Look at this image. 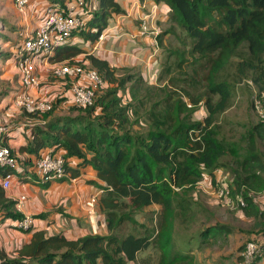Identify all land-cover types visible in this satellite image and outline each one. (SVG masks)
Wrapping results in <instances>:
<instances>
[{"label":"trees","instance_id":"trees-1","mask_svg":"<svg viewBox=\"0 0 264 264\" xmlns=\"http://www.w3.org/2000/svg\"><path fill=\"white\" fill-rule=\"evenodd\" d=\"M67 1L47 2L64 5ZM156 1L169 8L170 25L158 35L159 42L162 44L161 37L168 32H178L183 37L177 35L182 49L175 47L162 59L157 83H149L139 71L133 72L134 68L113 67L107 60L87 55L88 65L95 68L103 80L93 104L69 105L64 96L68 85H64L57 98L66 99L65 104L71 111L82 115L53 116L45 118L43 124L24 127L29 142L23 149L34 158L18 156L23 171L14 170L20 177L28 173L35 176L29 167L45 151L62 154L67 162V173L72 177L78 176L85 166H91L104 183L100 195L97 194L96 211L100 206L107 234L96 232L67 239L62 234L48 235L44 230H37L14 253L9 254L0 247V264L182 263L185 258L178 255L168 259L172 227L176 222H184L174 221V217L190 211L189 201L182 193L196 186L203 172L214 177V172L224 167L231 169H226L231 174V193L240 194L246 201L241 207L243 215L254 218L253 227L260 231L253 238L264 236V209H259L250 194L264 190L261 155L264 151L261 153L256 148L257 141L264 143V121L260 120L244 136L248 145L243 151L236 142L220 139L213 126L216 116L229 107L233 95L230 81L215 78L227 68L233 71L232 82L249 80L257 89L256 97L264 102V0ZM95 3L86 28L74 32L66 47L63 46L66 57L82 52L79 47L69 46L73 37L94 42L107 27L108 19L124 12L117 0H95ZM171 54L178 58L175 66L179 71L186 55L192 59L191 70L182 71L185 82L201 90L197 97L185 91L192 107L180 97L173 99L174 93H169L165 85L159 83L173 71ZM11 60L16 67L13 52ZM194 65H198L203 78ZM201 80L204 81L202 86ZM152 97L161 99L148 106L146 103ZM201 100L207 115L202 121H191L184 111L192 113ZM196 113L199 114V110ZM140 119L147 125L146 131L135 129ZM7 171L0 168L2 174ZM154 205L161 207L158 229L149 232L142 224L136 230L135 214ZM13 206L14 201L5 198L0 186V215L21 218ZM125 223H131L133 229L123 232ZM230 232L228 225L208 224L199 229L198 234L205 240ZM243 246H238L239 252Z\"/></svg>","mask_w":264,"mask_h":264},{"label":"rangeland","instance_id":"rangeland-1","mask_svg":"<svg viewBox=\"0 0 264 264\" xmlns=\"http://www.w3.org/2000/svg\"><path fill=\"white\" fill-rule=\"evenodd\" d=\"M47 1L49 2V0ZM12 4L14 3L12 2ZM1 5H8L7 9L9 10H5V13H0V123H4L7 121L5 120V116L8 107L6 106L4 108L2 100L7 98L10 91L18 89L20 86V84H18L17 74L13 72L15 68L13 69L10 65L6 66V63L7 60L9 63L12 58V51H14L18 43L21 42L24 27L21 25L23 24V14L16 11V8H13L14 5H11L10 0H0V8H2ZM20 19L21 24H17ZM164 27L167 29L168 25ZM168 33L169 34L165 38V43L163 44V60L166 54H170V52L174 51L175 47H180L182 49V44H180L178 39L181 35L178 32ZM177 35L179 36L177 37ZM181 38L183 37L181 36ZM64 47H66V45ZM64 47L62 46L57 49L55 54L56 59L65 60L71 57L74 59V56H65ZM177 59L176 56L171 54L170 62L172 65L170 66L173 71L159 83L161 86L165 85L169 93H174L173 99L180 97L185 104H192L191 99L185 94V91L190 92L191 95L189 96L192 97H197L201 93L200 89L191 88L187 84L188 81L186 80L185 82L184 80L185 74H183V72L191 70L190 64L192 63V59L189 58L188 55L185 56V62H183L182 65L183 72L179 71L175 66ZM10 62H12V60ZM194 66L199 69L200 72L198 74L203 78L204 75L198 65ZM133 72H136L135 69ZM6 73H10L11 78L8 77V79L10 78L9 81L6 78ZM232 73V69L229 70L227 68L215 76L216 80L230 81V83H232L231 88L233 95L229 107L216 116L213 126L216 127L220 139L236 142L240 146V150L243 151L248 145V141L244 136L261 120L256 110V105L263 104L264 102L256 97L257 89L249 80L232 82ZM50 79L53 80L52 78ZM202 81L203 80L199 82L201 86L204 84V81ZM59 82L60 81L55 80L49 83H43L39 94L43 92L45 93V97L49 96V98H51L52 95L58 96L59 92L54 88L49 89V86L53 87V85L59 84L61 87H66ZM5 88H7L6 91ZM157 99L159 101L161 98L157 97ZM57 100L52 110L47 113L46 116L42 115L40 117L48 119L53 116L82 115L77 112H72L70 106L65 104L66 99L63 97L57 98ZM156 100L155 97H152V100L148 101L146 104L150 106V103H152V101L156 102ZM196 104L197 106L192 113L188 111H184V113L190 115L191 121H202L207 115V110H205L203 116L197 114L196 111L199 110L200 106L204 105V103L203 100H201ZM7 122L10 121L8 120ZM145 128L147 129V125L144 120L141 119L139 120V124L135 125V129H139L140 131H144ZM256 148L262 153L264 151V143L257 141ZM261 155L264 160V153ZM225 159L231 161L230 158ZM226 169L231 171L229 167L220 168L214 172V177L210 176L208 172H203L202 178L198 184L182 193L189 201L190 211L186 212L184 215H177V217H174V221L184 220V222L180 224L176 222L172 227V240L168 250L169 260L173 259L175 255H178L185 258V261L178 264H241V260L238 259V246L244 245L250 241L253 236L257 235L260 231L253 227L255 219L245 217L240 207L225 205L219 198L211 194V188L220 185L223 179L229 184L230 189L232 188L230 185L231 174H229ZM250 194L253 195L259 209H264V191L250 192ZM232 195L233 198L241 196L240 194L233 193ZM160 213L161 207L156 205L137 212L135 214V219L138 222V226L135 229L139 230L143 224L147 231L155 232L159 227ZM208 224L228 225L231 228V232L228 235H218L214 238L207 237L205 240H201L204 238L198 234L199 229H202ZM133 227L131 223H125L122 226V231H131ZM200 241L202 242L200 243ZM146 255L147 253L142 255V257ZM258 264H264V257L258 261Z\"/></svg>","mask_w":264,"mask_h":264},{"label":"crops","instance_id":"crops-1","mask_svg":"<svg viewBox=\"0 0 264 264\" xmlns=\"http://www.w3.org/2000/svg\"><path fill=\"white\" fill-rule=\"evenodd\" d=\"M117 1L124 12L114 14L108 19L107 27L101 33L103 34L101 40L98 38L94 42H89L76 36L71 39L69 46H76L82 50V52L74 55V59L88 63L86 56L92 54L107 60L110 66L134 68L149 83L156 84L163 57V44L169 33L162 35V44L157 37L165 32V25L169 26V8L161 1L146 0L149 7L154 4L157 6L154 22L158 35L154 37L144 35L139 30V18L145 13L140 8V3L143 0ZM10 2L11 5H14L12 0ZM46 3L47 0H32L27 6L26 14H23V24H21V19L17 23L24 27V32L36 28L39 21L37 13ZM1 7L0 13H5V10L9 11L8 5H1ZM10 61L8 63L7 60L6 66L10 65L13 69L15 68L13 72L17 74L16 67L12 63L13 60ZM38 73L42 81L52 82L47 81L51 77L46 76L42 69H39ZM6 76L9 81L10 73H6ZM8 77L10 78L8 79ZM18 84H20L19 78ZM52 88L60 92L62 87L59 84L53 85V87L49 86V89ZM18 89L10 91L7 98L2 100L4 108L9 106L5 116V120H9L11 124L7 144L20 158L32 159L34 156L23 149L29 142L28 134L25 133V126L23 125L27 119L23 114L11 113L9 98ZM6 90L7 88H5ZM33 93L36 94L37 92L33 91ZM40 95L45 96V93L42 92ZM51 99L55 100L56 95H52ZM201 113L204 114V109ZM77 162L78 160H74V163ZM12 172V182L7 189L1 186L2 173L0 172V186L4 190L5 198L14 201L13 210L19 213L21 218L24 215L32 216L33 228L30 232L22 231L16 228V222L20 218H3L0 215V247L7 253H14L22 244L27 243L32 233L37 230H44L48 235L62 234L67 239H77L87 234L96 233L93 231L94 225L88 221L85 201L90 196L99 194L102 190L100 187L104 186V183L97 178L91 166L82 168L76 177L68 174L65 179L46 181L47 183L26 181L16 171L12 170ZM22 195L25 196V199L18 209V200ZM99 211L100 206L97 211L96 231L100 234H107V228L102 222V215Z\"/></svg>","mask_w":264,"mask_h":264},{"label":"built area","instance_id":"built-area-1","mask_svg":"<svg viewBox=\"0 0 264 264\" xmlns=\"http://www.w3.org/2000/svg\"><path fill=\"white\" fill-rule=\"evenodd\" d=\"M12 1L16 10L25 15L27 6L32 0ZM95 4V0H69L64 5L47 2L37 13L39 21L36 28L25 31L21 42L12 51L20 88L10 96V108L11 113H20L26 117L27 120L23 123L25 127L30 128L43 124L45 118L40 116L51 111L56 101L39 94L43 83H46V81L41 80L38 73L39 69H42L46 76L53 79H47V81L57 80L62 85H68V91L66 90L64 96L68 98L69 105L87 107L93 104L99 88L103 85L99 72L84 61H75L73 58L58 60L55 54L57 49L66 44L74 32L86 28L95 9ZM140 8L145 12L139 18L140 32L144 35L157 36L158 31L154 22L157 6L154 4L149 7L146 0H143L140 3ZM98 38L101 40L103 34H100ZM33 91L37 93L35 94ZM186 105L188 107L193 106L191 103H186ZM202 109H204L203 105L199 108V115L201 116H203ZM256 110L260 119L264 121V103L256 105ZM10 132L11 124L9 122L0 123V168L8 169L1 175V186L4 189L11 185L12 170L23 171L18 161V155L13 153L11 148L5 144ZM29 170L33 171L35 176L32 175L33 173H28L21 176L22 179L46 182L62 179L68 175L65 157L51 151L41 153L33 161ZM210 192L225 205L240 208L246 205L243 197L236 196L233 198L230 186L224 179L220 185L211 188ZM24 199V195L19 198L18 209H20ZM96 202L97 195H92L85 201L87 218L94 225V232H97ZM32 226L33 218L29 215H24L16 222V227L22 231H28ZM239 255L241 264H254L255 261L262 259L264 257V236L260 235L245 243Z\"/></svg>","mask_w":264,"mask_h":264}]
</instances>
